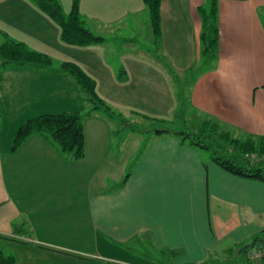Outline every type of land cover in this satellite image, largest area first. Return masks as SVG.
<instances>
[{"label": "crops", "instance_id": "1", "mask_svg": "<svg viewBox=\"0 0 264 264\" xmlns=\"http://www.w3.org/2000/svg\"><path fill=\"white\" fill-rule=\"evenodd\" d=\"M203 2L163 0L157 50L143 0H81L89 28L105 37L90 46L64 42L60 26L33 0H0V36L54 59L47 68L0 65V251L17 264H158L139 256L145 253L136 245L143 241L179 255L175 264H240L239 250L233 258L211 251L234 253L264 230L263 180L225 170L167 127L144 138L136 160L131 149L121 157L113 142L114 134L136 130L141 121L172 122L177 115L175 77L200 59ZM262 13L264 0H219L218 60L189 93L196 111L246 138L264 136ZM123 26L133 35L117 45ZM146 31L151 46L141 49L137 34ZM63 62L95 80L98 95L122 114L118 123L99 113L87 116L80 159L40 133L13 150L28 118L88 108ZM120 165L125 172L118 179ZM253 250L261 249L247 254ZM254 260L250 264H264V257Z\"/></svg>", "mask_w": 264, "mask_h": 264}, {"label": "trees", "instance_id": "2", "mask_svg": "<svg viewBox=\"0 0 264 264\" xmlns=\"http://www.w3.org/2000/svg\"><path fill=\"white\" fill-rule=\"evenodd\" d=\"M41 10L47 13L61 28V39L72 45L90 46L103 43L105 37L93 32L83 19L80 11L81 0H72L71 9L65 12L60 0H33ZM148 8L150 25L152 29L154 44L157 50H160L163 43L162 30V3L163 0H143ZM219 0H204L199 6V12L203 20V29L200 35L201 56L186 71L188 78L192 81L197 79L203 72L209 70L218 60L219 52V18H218ZM263 18H264V13ZM5 41L2 43L0 53L1 65H32L40 68L52 67L54 59L42 52L30 48L21 41H17L5 33ZM63 71L73 75L81 89L86 93L89 108L85 112L63 111L58 113H45L33 116L25 120L17 129L12 149L16 150L20 145L34 133H40L49 139L57 149L75 159H80L85 155V126L84 119L95 113H104L108 118L121 117L109 103L104 101L97 93L96 82L80 66L73 62H63L61 65ZM175 74V70L169 67ZM120 73V79H126ZM128 123L127 120H124ZM201 133L188 131H175L183 142L207 149L211 151L210 158L218 163L225 170L264 181V136L249 135L245 140L237 137L230 139V144L239 151L238 155L230 157L228 154L214 151L212 144L206 140V133L212 127V131L219 129L221 124L218 121L207 120ZM157 133L169 132L163 129H156ZM228 131L222 134L226 137ZM261 156V164L254 165L248 159L251 155ZM244 160L247 164H240L238 161ZM129 173L126 175L128 177ZM258 246L264 250V230L258 234L251 243L244 244L237 248V251L246 253L249 248ZM236 251V252H237ZM0 264H17L16 258L0 251ZM209 264V262L204 263Z\"/></svg>", "mask_w": 264, "mask_h": 264}, {"label": "rangeland", "instance_id": "3", "mask_svg": "<svg viewBox=\"0 0 264 264\" xmlns=\"http://www.w3.org/2000/svg\"><path fill=\"white\" fill-rule=\"evenodd\" d=\"M14 2L18 0H12ZM61 4L63 6V9L66 13H68L69 7L71 6L72 0H60ZM83 19L86 21V25L89 27L90 20L89 17H86L85 13L81 14ZM129 34L133 35V31L123 26L121 27V30L116 33L117 37V45L121 44L123 45L121 37L123 36H129ZM5 39L3 36H0V40ZM137 38L139 39V47L141 49H148L149 46H151V43L148 39V33L147 31L145 34L138 33ZM5 41V40H4ZM2 46V43L0 45V48ZM118 57L116 56L115 59ZM0 60H2V56L0 53ZM1 65V62H0ZM55 66V65H54ZM120 74V72H119ZM187 73L179 75V77H175V89L177 91V99L179 102V109L177 111V115L174 117L172 122L169 121H156L152 123H147L144 121H141L140 124H136V130H132L130 128H127L125 132H119V134H114L113 142L115 144V149L122 148L121 149V157L125 155V152L131 149L130 151L133 152V160L137 158V154L140 153L141 149L144 148L146 145V142L144 141V138H147L149 134L154 132V129L157 128H170L173 130H180V131H188L193 133H201L202 129L204 128V121L208 120L204 115H202L200 112L196 111L191 105H190V91L193 85V81L191 78H188ZM89 108V105H88ZM100 115L105 116L104 113L100 112ZM0 117H1V108H0ZM108 118V117H107ZM119 118V117H118ZM117 120L113 121L114 126L118 123ZM25 122V121H24ZM135 128V126H134ZM212 127H210L209 131L206 133V140L209 141L212 144V148L214 151H217L219 153H225L228 154L230 157L234 158V155H238L239 151L236 147L232 146L230 144L231 138H239L241 140H245L246 137L242 136L243 133L239 134L240 132L230 130L225 128L224 126H220L218 130L215 132L212 131ZM134 131V132H133ZM228 131V135L224 138L222 137V134L224 132ZM14 139V138H13ZM134 148V150H133ZM202 153L208 158L211 154V151L207 149H202ZM132 154V153H131ZM248 159L251 161L252 164L257 165L261 162V156L259 154L257 155H251L248 156ZM129 158H127L126 165L128 164ZM240 164L246 165L247 163L244 160L238 161ZM264 164V161L262 162ZM261 164V163H260ZM132 167V162L127 165V170ZM130 171V170H129ZM125 172V171H124ZM123 165H120V174L118 175V179H121L123 177ZM107 235H105L106 237ZM255 237L249 239L247 242L253 241ZM228 245V244H227ZM136 248L138 252L145 253V255H139L142 258H145L147 260H152L153 262H156L158 264H175L174 258L178 257L179 255L175 254L172 257V253L170 251L160 252L159 250L155 249L153 245L150 244V242H142L140 244L136 245ZM235 252L233 253H227L222 254L221 249H214L211 251L213 254L217 256H222L221 258L235 257ZM219 252V253H218ZM241 262L240 264H250L249 261H258L250 258V252L248 254L241 253ZM189 264V263H187Z\"/></svg>", "mask_w": 264, "mask_h": 264}, {"label": "built area", "instance_id": "4", "mask_svg": "<svg viewBox=\"0 0 264 264\" xmlns=\"http://www.w3.org/2000/svg\"><path fill=\"white\" fill-rule=\"evenodd\" d=\"M264 257V250H253L250 252V258L260 259Z\"/></svg>", "mask_w": 264, "mask_h": 264}]
</instances>
